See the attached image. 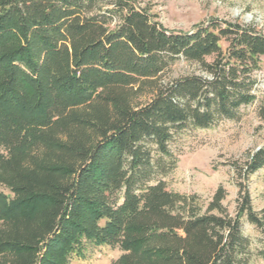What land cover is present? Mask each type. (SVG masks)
<instances>
[{
  "label": "trees",
  "instance_id": "trees-1",
  "mask_svg": "<svg viewBox=\"0 0 264 264\" xmlns=\"http://www.w3.org/2000/svg\"><path fill=\"white\" fill-rule=\"evenodd\" d=\"M262 56L252 25L169 29L136 0H0V264L104 245L112 264H251L241 219L264 234V210L248 189L231 214L223 186L204 205L162 176L177 132L256 99ZM181 58L207 75L167 79ZM260 168L264 146L246 177Z\"/></svg>",
  "mask_w": 264,
  "mask_h": 264
},
{
  "label": "rangeland",
  "instance_id": "rangeland-1",
  "mask_svg": "<svg viewBox=\"0 0 264 264\" xmlns=\"http://www.w3.org/2000/svg\"><path fill=\"white\" fill-rule=\"evenodd\" d=\"M146 7L166 28L191 30L197 23L212 20L232 21L252 25L264 34V0H136ZM224 25V23H223ZM223 47L227 42H222ZM260 69L255 71L258 84L256 99L242 105L236 117L222 118L209 127L188 126L177 132L169 143L175 159L162 179L168 189L185 194H196L204 205L215 191L223 186L226 197L222 201L231 214H236L240 192L249 190L254 210H264V168L245 175L249 154L264 146V56ZM207 75L195 62L183 58L176 61L166 78L189 74ZM8 193L7 190H5ZM262 216V215H261ZM242 230L251 242V264H264L260 255L264 248L262 229L247 216L241 219ZM121 250L117 247L88 246L85 258H73L72 264H112Z\"/></svg>",
  "mask_w": 264,
  "mask_h": 264
}]
</instances>
